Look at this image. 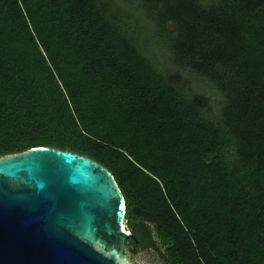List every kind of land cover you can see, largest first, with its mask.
<instances>
[{
	"label": "trees",
	"instance_id": "16d2710c",
	"mask_svg": "<svg viewBox=\"0 0 264 264\" xmlns=\"http://www.w3.org/2000/svg\"><path fill=\"white\" fill-rule=\"evenodd\" d=\"M139 3L220 107L172 82L104 0H0V158L48 146L106 167L130 253L264 264V0Z\"/></svg>",
	"mask_w": 264,
	"mask_h": 264
},
{
	"label": "water",
	"instance_id": "95a60500",
	"mask_svg": "<svg viewBox=\"0 0 264 264\" xmlns=\"http://www.w3.org/2000/svg\"><path fill=\"white\" fill-rule=\"evenodd\" d=\"M125 215L114 176L89 157L37 146L0 158V264H133Z\"/></svg>",
	"mask_w": 264,
	"mask_h": 264
},
{
	"label": "rangeland",
	"instance_id": "374dc122",
	"mask_svg": "<svg viewBox=\"0 0 264 264\" xmlns=\"http://www.w3.org/2000/svg\"><path fill=\"white\" fill-rule=\"evenodd\" d=\"M104 8L109 17L120 22L133 33L139 44L170 77L181 87L201 95L207 110L220 107L221 97L213 87L191 70L176 64L173 60L167 33L160 31L158 7L150 8L139 0H104ZM165 24L174 32L176 25L167 20ZM127 254L133 264H166L163 251L156 248L140 249Z\"/></svg>",
	"mask_w": 264,
	"mask_h": 264
},
{
	"label": "built area",
	"instance_id": "2783aa9c",
	"mask_svg": "<svg viewBox=\"0 0 264 264\" xmlns=\"http://www.w3.org/2000/svg\"><path fill=\"white\" fill-rule=\"evenodd\" d=\"M127 233L129 232L128 230H125Z\"/></svg>",
	"mask_w": 264,
	"mask_h": 264
},
{
	"label": "clouds",
	"instance_id": "9594fccd",
	"mask_svg": "<svg viewBox=\"0 0 264 264\" xmlns=\"http://www.w3.org/2000/svg\"><path fill=\"white\" fill-rule=\"evenodd\" d=\"M129 233V232H128Z\"/></svg>",
	"mask_w": 264,
	"mask_h": 264
}]
</instances>
